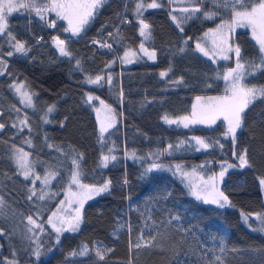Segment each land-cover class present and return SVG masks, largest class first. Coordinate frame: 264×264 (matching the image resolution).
I'll use <instances>...</instances> for the list:
<instances>
[{
    "label": "trees",
    "instance_id": "1",
    "mask_svg": "<svg viewBox=\"0 0 264 264\" xmlns=\"http://www.w3.org/2000/svg\"><path fill=\"white\" fill-rule=\"evenodd\" d=\"M152 2L104 0L74 35L65 31L67 20L56 23L53 15L42 21L26 14L8 18L27 52H15L6 33L0 37V264H264V231L256 224L264 225V95L248 105L234 135L220 119L187 129L164 119L189 117L197 97L227 94L223 76L235 63L217 64L196 45L231 6L196 0L193 7L201 11L173 20L168 0L147 7ZM138 3L144 5L139 13ZM205 12L218 18L207 19ZM141 21L150 28L146 39ZM57 39L69 55L60 53ZM230 43L235 62L234 49L240 48L241 83L264 88L261 54L250 33L239 31ZM127 52L137 57L131 66L121 63ZM97 76L98 83L88 82ZM88 94L116 116L117 125L106 134ZM15 150L30 156L38 176H56L50 188L25 179ZM73 159L80 184L111 183L100 197L83 200L81 228L58 237L47 220L70 188ZM224 165L232 169L219 192L229 207L197 199L186 177L201 185ZM45 193L47 200L40 198ZM242 215L253 216L252 230ZM29 216L42 226L34 235L25 225Z\"/></svg>",
    "mask_w": 264,
    "mask_h": 264
},
{
    "label": "snow or ice",
    "instance_id": "2",
    "mask_svg": "<svg viewBox=\"0 0 264 264\" xmlns=\"http://www.w3.org/2000/svg\"><path fill=\"white\" fill-rule=\"evenodd\" d=\"M202 2V0H200ZM214 3H217L218 0H213ZM101 4V0H50V3L45 5L44 7H39L36 4V0H0V35H4L5 33L10 37V40L15 41L13 44V47L15 49V52L17 53H26L27 49L25 47V44L16 40V37L12 35L11 31L9 30V23L8 18L9 16L14 12L18 11L20 9H35L37 15H40L43 19V14L45 12L51 11L55 12L57 17L63 20H67L68 22V28L65 29V31H70L73 34H77L81 31L84 24L88 22V19L92 17L93 10L99 7ZM160 5L153 0L152 3L148 4L147 7L149 8H157ZM223 6L225 8H228L231 6V12H232V21L230 24H228V28L234 29L237 26L244 27L248 26L252 29V33L254 38L256 39L257 43L259 44V52L261 54V60L260 65L257 67H264V0H223ZM144 5L142 3L137 4V12L139 13L140 9L143 8ZM183 11L188 12V9H183ZM193 12H199L201 9L199 7L193 8ZM217 13L215 12H205L204 15L207 19H212ZM176 17L173 16V20H175ZM141 23L140 28V34L142 36H146V30L149 28V25L144 23L143 21ZM50 26H55V21H53ZM219 30H210L208 33H205V36L212 35L213 37H216L218 35ZM57 47L60 50V53L62 55H69V53L65 50L64 47V41L63 40H56ZM213 44L217 45L218 47H221V51L223 52H231L233 51L232 47L228 44L227 38H224L219 41V44L217 43L216 39H213ZM223 45H227V47H222ZM143 47V46H141ZM197 49L205 56L209 55V53L198 43L196 45ZM235 55L238 58L237 59V65L235 69H230L227 73L224 74L223 79L226 81H231V86L226 91L228 92V95L224 97L219 98H210L214 99L215 102L210 104V106L207 109V113L214 114L210 117L207 114H202L201 118L199 120H193L192 122H214V120L217 118V116L222 115L225 120L228 121L229 128L228 132L232 133L234 135L237 128L241 127L242 123V114L244 113L245 109L248 107V105L257 97V95H264V88H247L242 83L241 80L243 79V76L241 75L240 69L244 67L243 64L239 62L240 57V48L237 46L235 49ZM7 55L11 56L13 55L12 52H8ZM127 55V54H126ZM149 58L154 59L155 53H148ZM223 59H229L228 55H224ZM166 75V73L162 72L161 76ZM102 78L97 76L95 80L89 79V83H98ZM22 86L17 87V91H20ZM24 96V99L27 103H31V97L28 95V93L24 92L22 93ZM91 99V97H89ZM201 98L197 97V100L199 101ZM101 103H103L101 101ZM105 107H107L105 105ZM197 105H193V117H196L197 112ZM49 111H52L51 108H49ZM99 111V110H97ZM168 123H176L174 120H169L167 117L164 118ZM182 121H188V117L181 118ZM111 126V125H109ZM184 126L187 127L188 123H184ZM0 128H3V125H0ZM101 133H104L107 131V127L101 124ZM197 143L203 147L207 148L209 145L206 144L203 140L196 138ZM171 147V145H169ZM27 153H23L22 150L17 155V164L18 166L23 169V175L25 179L29 177V164L27 159ZM109 157L104 156L103 161L105 162V167L107 166V161ZM112 159H115V157H112ZM239 160L241 162V166L247 164L246 160V152L239 156ZM73 165L77 169L76 171L72 172L71 175V182L73 184L78 185L81 188L88 190V197L91 198L94 194H99L101 192L107 191L110 181L105 182V184L102 187H95V186H88V185H82L79 184V162L76 159H73ZM156 167V165H154ZM228 167H232V165H228ZM223 175V172H221V176ZM39 179V177H37ZM48 177L45 178L44 183H48ZM211 179V178H210ZM207 183V182H206ZM261 184H264V180L261 181ZM192 194L196 196L197 199L201 198L200 192L193 190ZM32 195H35V192L33 191ZM77 194L73 193V196H76ZM41 199L44 197L41 196ZM31 199V196L29 197ZM221 199L224 201V203H227L228 198L224 195L223 192H216L215 196L212 199V203H218L221 207L224 206L223 203H221ZM70 203L73 201H69ZM75 202H78L80 204V208L83 207V201L77 200ZM207 202V200H206ZM63 203V202H62ZM80 208L76 209V215L73 217L72 220L67 221L68 228L72 231H75L79 227V223L81 220L80 215ZM57 213H53L52 217L48 219V224H50L57 233L62 231V228L57 227L56 223L53 221V217H56ZM248 217H245V220H247ZM28 222L30 224H36V221L33 220L31 216L28 217ZM61 223H65V221H61ZM37 227H42L41 225H37ZM141 245L136 244L135 247L139 248ZM86 251V249H85ZM37 255L39 253L37 252ZM97 255L100 256V259H104V256L101 253H97ZM9 264H12V262H9Z\"/></svg>",
    "mask_w": 264,
    "mask_h": 264
},
{
    "label": "rangeland",
    "instance_id": "3",
    "mask_svg": "<svg viewBox=\"0 0 264 264\" xmlns=\"http://www.w3.org/2000/svg\"><path fill=\"white\" fill-rule=\"evenodd\" d=\"M168 2L173 7L171 9H172V12L174 13V16L176 17V19L181 18V17H185L189 13L194 14L192 9L195 8L193 6H194V4H196V0H168ZM49 3H50V0H36V4L39 7H44L45 5H47ZM183 9H188L189 11L185 12V11H183ZM24 13H28L27 15H29V16L34 15L36 17L39 16L41 18L40 15H37L35 9H31V8L30 9H20L18 11H14L9 17L16 15V14H24ZM228 13H230V14H228ZM50 15H53L55 18L60 19L57 17L55 12H51V11L45 12L43 14V16H44L43 19H46L45 16H50ZM217 16H218V14H216L212 19L214 20V19L218 18ZM225 16H227V18L225 20H223L220 24H218V26L215 29H213V30H217V29L219 30L218 35L216 37H213L212 35L205 36V34H204L201 38L200 45L209 53L208 56L215 63L225 64V65L235 63V65L232 68L228 67V69L225 70V73H227L230 69L236 68L237 57L234 58L236 60V62L233 61V59H232L233 51H231V52L221 51V47H218L217 45L213 44V39H216L217 43L219 44L220 40L227 38L228 44L231 46L230 41H231V37L233 35H235L239 31H247L250 33L251 38L253 39V41L256 43V45L258 47H259V44L257 43L256 39L253 36L252 29L248 26H244V27L237 26L234 29L230 30L227 25L230 24L232 21V12H230L228 10V12L225 13ZM208 32H206V33H208ZM2 36L3 35H0V37H2ZM222 47L226 48L227 45H223ZM224 55H228L229 59H223ZM240 72H241V75L243 76V69H240ZM224 82L227 86V89H229L231 86V81L230 80L229 81L224 80ZM226 95H228V92ZM89 97H91V99H89ZM87 100L94 109V112L96 114L97 120H98L99 125H100V129H101L102 123L105 127H107V131H105L103 134L110 131L114 126L117 125L116 116L113 114L114 112L109 107H105V104L101 103V100L98 97H96L92 94H88ZM214 102H215V100L210 99V98H202L199 101L196 99L194 102V105H197L196 117H193V113H192V115H190L188 117V121L175 120L176 123H171V124L166 121V124H168L169 126H175L178 129H183V128L187 129L190 127H195V126H200V125L201 126L202 125L203 126L204 125L209 126L211 124H214L217 120L220 119V120L224 121L226 123L227 127L229 128L228 121L225 120L222 115L217 116V118L214 120V122H204V123L192 122L194 119L199 120L201 118L202 114H207L209 117L211 115H214V114L207 113L208 107L210 106V104H212ZM97 110H99V111H97ZM184 123H188V126L185 127ZM109 125H111V126H109ZM230 134H232V133H230ZM19 152H20L19 150L14 151V161H15L17 167L19 168V170L21 171V173L23 175L24 170L21 169L17 164V155ZM27 159H28V164H29V177L28 178H32L34 180V183H36L35 186L40 185L44 188V190L46 189L45 187L50 188L52 183H53V180H54V178H56V176L53 175L52 173H49V172L45 173L42 177L38 176L36 171H35V167L33 166L34 163L31 161V158L29 155H27ZM231 169H232V167H228V165H224L223 170L221 171V172H223L222 176L220 173L217 178L206 181L207 183L205 182L201 185H200V181H197L196 177H194L193 175H190L186 178L189 181V183H188L189 186H192L194 190H197L198 192H200L201 197H203L205 199L204 200L203 198H200L199 199L200 201H202L206 204L214 205V206L219 207V208H226V207H229V204H228V202L224 203V201L222 199H221V203L224 204L223 207H221L220 204L212 203L211 201H212L213 197L215 196L216 192H219V186L221 185L226 173ZM37 177H39V179H37ZM46 177L49 178L48 183H44ZM263 186H264V184H263ZM107 191L101 192L99 194H94L91 196L90 199L91 200L96 199V198L100 197L101 195H103L104 193H106ZM73 193H75L77 195L73 196ZM49 195L50 194L45 193L43 200L49 199V198H47V197H50ZM88 195H89V193H88L87 189L81 188L78 185L70 182V188L67 189V191L65 192L64 199L62 201L63 203L61 202L55 208V210L51 213V215L49 216V218H50V217H52L53 213H57V216L53 217V221H54V223H56L57 227L62 228V231L57 233L55 231V229L50 224H48V222H47V226H49L53 231H55L56 234L58 235V237L63 235L64 233L76 232L81 228L82 220H80L79 227L75 231H72L68 228L67 221L72 220L73 217H75V215H76V209L80 208L79 203L75 202V201H77V200L83 201L85 199H89V198H87ZM206 200H207V202H206ZM69 201H73V202L70 203ZM80 215H81V208H80ZM245 217H248V219L245 220ZM252 218H253V216L242 215V219H243L244 223L246 224V226L250 230H252V227L250 224ZM61 221H65V223L62 224ZM256 224H258L259 228H261V230L264 231V227H262V226H264L263 222H260V220H257ZM25 225L28 227V229H29L28 231L30 234H33V235L36 234L37 223L36 224H30L29 222L28 223L25 222ZM0 235H1V232H0Z\"/></svg>",
    "mask_w": 264,
    "mask_h": 264
},
{
    "label": "crops",
    "instance_id": "4",
    "mask_svg": "<svg viewBox=\"0 0 264 264\" xmlns=\"http://www.w3.org/2000/svg\"><path fill=\"white\" fill-rule=\"evenodd\" d=\"M104 0H101V2H103ZM157 3V2H156ZM158 4V3H157ZM160 4V3H159ZM24 14H28V13H24ZM23 14V15H24ZM46 17V19L48 18V16H45ZM37 18L38 19H40L41 21H42V18H40L39 16H37ZM54 19L56 20V23L57 22H61V20L62 19H57V18H55L54 17ZM67 28H68V25H67ZM141 28V27H140ZM69 35H72L73 33L72 32H70V31H66ZM74 35V34H73ZM150 36V28H148L147 30H146V36H143L145 39L146 38H148ZM127 54V55H126ZM136 61H137V57L132 53V52H127V53H125L124 54V56H123V59L121 60V63L124 65V66H131V65H133L134 63H136ZM114 114V113H113ZM115 115V114H114ZM117 121V120H116ZM109 132V131H108ZM108 132H106V133H108ZM105 133V134H106Z\"/></svg>",
    "mask_w": 264,
    "mask_h": 264
},
{
    "label": "built area",
    "instance_id": "5",
    "mask_svg": "<svg viewBox=\"0 0 264 264\" xmlns=\"http://www.w3.org/2000/svg\"><path fill=\"white\" fill-rule=\"evenodd\" d=\"M38 41H39V42H41V39H40V38H38Z\"/></svg>",
    "mask_w": 264,
    "mask_h": 264
}]
</instances>
